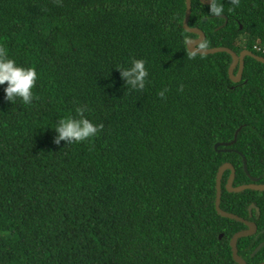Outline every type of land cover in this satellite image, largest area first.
Returning a JSON list of instances; mask_svg holds the SVG:
<instances>
[{
    "label": "trees",
    "instance_id": "1",
    "mask_svg": "<svg viewBox=\"0 0 264 264\" xmlns=\"http://www.w3.org/2000/svg\"><path fill=\"white\" fill-rule=\"evenodd\" d=\"M220 2L214 17L191 0L198 46L264 56V0ZM185 14L186 0H0V46L38 73L28 105L0 86V264H238L230 240L248 227L217 212L216 176L231 163L233 186L264 184V63L246 56L233 81L230 53L188 49ZM134 58L144 89L116 68ZM78 107L103 127L55 144L51 127ZM230 173L220 206L256 223L237 248L259 264L264 190L229 191Z\"/></svg>",
    "mask_w": 264,
    "mask_h": 264
},
{
    "label": "clouds",
    "instance_id": "2",
    "mask_svg": "<svg viewBox=\"0 0 264 264\" xmlns=\"http://www.w3.org/2000/svg\"><path fill=\"white\" fill-rule=\"evenodd\" d=\"M230 3L238 8L240 0H230ZM225 12L223 4L220 0H208V14L210 16L219 17ZM191 43V42H189ZM204 45L202 44L201 47ZM189 58H192L191 56ZM125 85L132 90L144 89L148 77V69L145 66L144 59L134 58L126 67H116ZM38 73L34 67H24L18 65L14 59L9 58L8 51L5 47L0 46V86L5 93V99L13 102L19 98L23 104L28 105L35 98L33 87L36 84ZM166 90H161L159 95L163 98ZM83 107L76 109L79 118L66 116L59 119L54 127L55 137L53 142L60 144L61 141L66 143H80L90 140L97 135L103 127L102 124L94 123L90 119L83 116Z\"/></svg>",
    "mask_w": 264,
    "mask_h": 264
},
{
    "label": "water",
    "instance_id": "3",
    "mask_svg": "<svg viewBox=\"0 0 264 264\" xmlns=\"http://www.w3.org/2000/svg\"><path fill=\"white\" fill-rule=\"evenodd\" d=\"M200 1L202 3H204V4H208V0H200ZM191 6H192L191 0H186V14H185L184 21H183V26H184V28L187 31L198 34V38L197 39L189 41L191 43L188 42V49L191 52L206 54V53H213V52H218V51H226V52L230 53L232 55V57H233V61H232V64H231V66L229 68V76L235 82L240 81L241 78H242L246 56H252V57H254V58H256L259 61L264 63V56L258 55V54L254 53L251 50H243L240 54H237L234 50H232L231 48L226 47V46H219V47H212V48L199 47L198 45L204 41L206 35L201 29L189 26V18H190V14H191ZM236 67H238V71L235 74V68ZM234 142H235V139H233L230 142H226V143L217 142L214 145V147H215V150L230 151L231 148L227 147V148L219 149V147L221 145L230 146ZM239 153L242 155L241 152H239ZM243 162H244V169H245L246 172H248L247 163H246V159H245L244 156H243ZM226 169H230L231 170L230 176H229L227 184H226V188L229 191L237 192V191H242L244 189H249V188L257 189V190H264V184L256 183V181H258V179L251 178L252 181H253L252 183L242 184V185H239V186H233V181H234V178H235V168H234V166L231 163H225L222 166H220L219 169H218L217 176H216V201H215V206H216L217 212L220 215H222V216L239 220V221L243 222L244 224H246V226L248 227L247 229H243V230H240V231L236 232L232 236V238L230 240V245H231V248H232V255H233L234 260L238 264H247L246 261L238 254L237 241H238V239L240 237L249 236V235L254 234L257 231V225L253 221L247 220V219H245V218H243V217H241V216H239L237 214L225 211V210H223L221 208V206H220L221 192H222L221 181H222V175H223V173H224V171ZM253 208H256L257 212H259V208L255 204L252 203L249 206L250 216H252V214H253L252 213V209ZM220 236H222V234ZM262 246H264V241H262L255 248L253 254H255L258 250H260ZM259 264H264V262H261Z\"/></svg>",
    "mask_w": 264,
    "mask_h": 264
},
{
    "label": "built area",
    "instance_id": "4",
    "mask_svg": "<svg viewBox=\"0 0 264 264\" xmlns=\"http://www.w3.org/2000/svg\"><path fill=\"white\" fill-rule=\"evenodd\" d=\"M256 47H257L258 50L264 52V47H258V46H256Z\"/></svg>",
    "mask_w": 264,
    "mask_h": 264
},
{
    "label": "rangeland",
    "instance_id": "5",
    "mask_svg": "<svg viewBox=\"0 0 264 264\" xmlns=\"http://www.w3.org/2000/svg\"><path fill=\"white\" fill-rule=\"evenodd\" d=\"M248 33L254 34L253 31H251V30H248Z\"/></svg>",
    "mask_w": 264,
    "mask_h": 264
}]
</instances>
